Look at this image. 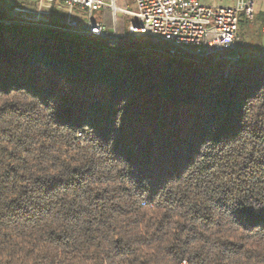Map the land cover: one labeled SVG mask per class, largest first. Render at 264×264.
<instances>
[{
	"label": "trees",
	"instance_id": "1",
	"mask_svg": "<svg viewBox=\"0 0 264 264\" xmlns=\"http://www.w3.org/2000/svg\"><path fill=\"white\" fill-rule=\"evenodd\" d=\"M26 24L0 23V264H264V58Z\"/></svg>",
	"mask_w": 264,
	"mask_h": 264
},
{
	"label": "built area",
	"instance_id": "2",
	"mask_svg": "<svg viewBox=\"0 0 264 264\" xmlns=\"http://www.w3.org/2000/svg\"><path fill=\"white\" fill-rule=\"evenodd\" d=\"M121 1L127 6L132 1L133 8L116 7V0H27L28 6L18 7L15 15L22 19L25 17L22 13L28 14L32 21L41 15L47 16L52 10H63L62 27L48 29L107 39L114 46L118 32L108 34L103 23L93 16L94 11L109 8L113 17L117 11L131 17L128 24L131 35L153 38L167 56L192 61L234 48L239 39L240 21L251 20L255 2L264 0H235L229 5L205 4L199 0ZM261 33L264 38V13Z\"/></svg>",
	"mask_w": 264,
	"mask_h": 264
},
{
	"label": "rangeland",
	"instance_id": "3",
	"mask_svg": "<svg viewBox=\"0 0 264 264\" xmlns=\"http://www.w3.org/2000/svg\"><path fill=\"white\" fill-rule=\"evenodd\" d=\"M200 2H206V3H210L212 1H216L219 4H223V5H227V4H231V1H235V0H199ZM18 2L21 3V5L16 6L14 5V0H0V23L1 24H12V23H16L19 26H28V24L24 23V22H30V23H36V26L38 27H45L46 29H48L50 26H59L62 27L61 24H64V17H65V13L62 12L63 10H52L51 13H49L47 16L46 15H41L38 18H36L35 20L30 21L28 18L29 15L28 14H24L25 17H22V19L19 16H16V9L18 7H27L28 6V2L27 0H18ZM116 7H120V8H133V2H129L127 6L124 2H122L121 0H116ZM264 7V4H262V1H256L255 5H254V15L253 18L250 20V26H247V28L243 31V30H239V39L238 42L235 44V47L232 48L234 50V53L232 55L226 56V58H234L238 59L240 58H264V38L262 36L261 33V28H262V22H263V12H262V8ZM262 12V13H261ZM96 11L93 12V16L96 15ZM33 19V18H32ZM131 17L127 14H124L122 12L117 11L115 14V17H113L112 19V27L111 28H107V24H103L106 32L108 34L113 33L114 31H117V35H118V41L119 39H121L122 37H136L134 35H131L128 29V24L130 21ZM44 24V25H42ZM35 26V25H34ZM33 26V27H34ZM53 30H57V29H53ZM57 31H61L64 33H68L64 30H57ZM71 34V33H69ZM75 35V34H74ZM137 37H145V36H137ZM110 47L111 44L108 42ZM159 49H162L161 45H159ZM217 56H219V54H215V55H211L205 58H202L200 60L196 59V60H192L190 62H199L202 60H207L210 57L216 58ZM230 56V57H229ZM179 59V58H178ZM186 60V59H183ZM189 61V60H186Z\"/></svg>",
	"mask_w": 264,
	"mask_h": 264
},
{
	"label": "crops",
	"instance_id": "4",
	"mask_svg": "<svg viewBox=\"0 0 264 264\" xmlns=\"http://www.w3.org/2000/svg\"><path fill=\"white\" fill-rule=\"evenodd\" d=\"M212 2H216V1H212ZM212 2H210V3H212ZM234 1H231V3H233ZM202 3H205V4H210V3H206V2H202ZM217 3V2H216ZM262 4H264V1H262ZM223 5V4H222ZM227 5H229V4H227ZM262 12L264 13V7L262 8ZM261 12V13H262ZM263 15V14H262Z\"/></svg>",
	"mask_w": 264,
	"mask_h": 264
}]
</instances>
